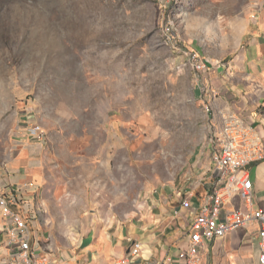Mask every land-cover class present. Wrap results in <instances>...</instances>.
Here are the masks:
<instances>
[{
    "label": "rangeland",
    "instance_id": "1",
    "mask_svg": "<svg viewBox=\"0 0 264 264\" xmlns=\"http://www.w3.org/2000/svg\"><path fill=\"white\" fill-rule=\"evenodd\" d=\"M262 15L264 0H0V179L25 178L43 249L109 233L211 163L220 118L205 97L246 121L264 100V80L236 63ZM183 51L224 70L203 79Z\"/></svg>",
    "mask_w": 264,
    "mask_h": 264
},
{
    "label": "built area",
    "instance_id": "2",
    "mask_svg": "<svg viewBox=\"0 0 264 264\" xmlns=\"http://www.w3.org/2000/svg\"><path fill=\"white\" fill-rule=\"evenodd\" d=\"M192 61L195 71L209 70L211 64L192 51H183ZM199 73V76H200ZM204 111L212 113L211 105L204 102ZM208 143L213 175L208 188L200 195L193 190L182 192L177 199L173 214L187 221L183 233L185 246L178 249L174 260L179 264H203L200 257L202 246L222 238L231 231L254 223L256 236V261L264 264V208L254 207L253 180L250 166L264 158V145L255 125L245 121L237 112H219ZM27 134L42 141L44 130L37 123L27 126ZM27 186H32L29 183ZM20 185L0 183V217L3 225L4 251L0 264H62L59 258L41 247V237L32 210ZM237 196L239 205L227 208ZM185 214V215H183ZM140 244L134 242L130 253H138ZM121 262H125L123 259Z\"/></svg>",
    "mask_w": 264,
    "mask_h": 264
},
{
    "label": "crops",
    "instance_id": "3",
    "mask_svg": "<svg viewBox=\"0 0 264 264\" xmlns=\"http://www.w3.org/2000/svg\"><path fill=\"white\" fill-rule=\"evenodd\" d=\"M254 22L255 29L251 34L249 33L248 41L236 63L246 66L250 75L253 74L254 78L258 77L262 81L264 80V16H259ZM215 64L218 65L212 61L211 66ZM213 69L217 73H222L224 66L218 65ZM203 72L200 76L206 75L207 78L208 72ZM260 84L263 85V82ZM242 90L240 88L236 94L240 95ZM209 95L212 93L210 92ZM228 100L230 101L226 102L221 96H213L210 99L208 96L205 97V102L211 105L216 115H219V112L228 111L232 104L237 105L232 99ZM255 103L256 105H245L244 108L247 111H242V113L248 119L247 122L255 125L260 132L264 145V114L256 111L259 104L264 105V100L260 97ZM250 169L253 180L254 207L264 208V158L253 163ZM213 174V166L210 162L204 163L202 160H197L191 168L188 183L183 185V189L171 191L165 189L164 193L151 199V204L143 207L132 219L114 222L109 233L88 231L81 237L77 248L73 251L67 253L51 250L50 252L59 258L62 264H179L175 260L167 261L166 258L171 256L175 259L178 249L185 246L183 233L187 221L184 217L175 216L173 209L177 206V199L182 192L190 189L197 195L205 192ZM24 179V177L19 178L17 179L19 182L13 184L20 185L18 183L26 181ZM0 183L12 184L4 179H0ZM238 205L239 199L234 196L226 209ZM255 228L254 223L246 224L222 238H214L206 242L200 251L203 264H253L257 256ZM134 242L140 244L138 253L135 255L130 253ZM123 259H125L124 263L121 262Z\"/></svg>",
    "mask_w": 264,
    "mask_h": 264
}]
</instances>
